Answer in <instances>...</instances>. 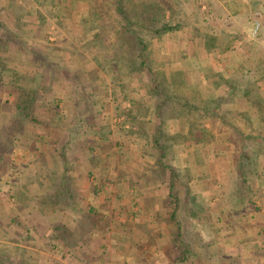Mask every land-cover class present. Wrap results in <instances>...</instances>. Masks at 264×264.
Listing matches in <instances>:
<instances>
[{
  "label": "rangeland",
  "instance_id": "obj_1",
  "mask_svg": "<svg viewBox=\"0 0 264 264\" xmlns=\"http://www.w3.org/2000/svg\"><path fill=\"white\" fill-rule=\"evenodd\" d=\"M52 1L0 0V13L7 18V23L13 30L17 29L16 21L21 16L18 29L25 33L22 39L27 41V48L33 47L34 51H38L40 45H47L49 42V47L55 48L53 52L58 53L54 60L61 65V69L55 72L58 79L55 90L63 99L57 108H52L53 112L65 115L61 121L63 128L73 125L77 116V119L80 118V110L78 112L74 104L77 105L86 98L96 104V114H93L95 116H91L85 123L82 121L83 129L75 128L81 136L78 138V145L74 149L73 145L68 147L67 158L74 163L73 174L76 177V187H72L70 192L75 190L80 197L76 203L67 206L61 203L54 205L51 202L45 208V213L40 212L38 206L57 191L54 182L57 183V172H61L62 167L61 159L54 155L56 146L54 143H37L46 130L34 128L30 130V138L35 141L30 146H17L19 141L14 138L10 147L3 142L0 145V264H137V259H142L141 264H176L175 257L178 253H174L172 260L165 254L161 257L167 261L159 258L156 239L158 231L162 232V229H157L156 225L150 226L152 218L147 214L128 218L131 233H127L129 228L121 222L117 224L120 228L111 229V225L108 228L104 225L103 229L95 231L91 226L92 221L83 217V213L90 208L100 212V216L119 217L120 208L126 207L134 195L130 186L121 183L120 188L117 181L123 176H129L134 181L135 174L132 171L139 172L145 166L144 161L139 164V158L148 151L147 142L145 137L126 138L129 125L122 129L121 124L125 119L124 114L131 109L129 99H138L152 106L156 98L149 94L148 74L141 77L125 76L122 82L124 88H121L122 84L114 85L109 67L102 64L98 68L100 74H103L101 79L92 82L87 72L94 67L89 62L92 59L91 53L96 51L97 44L92 39L96 26L91 28L89 24L82 23L89 19L90 0H73L77 5L74 11L71 10V0H64L62 3L61 0H55L59 2L55 8L49 5ZM170 1L173 11L176 12L172 26L179 27L165 33L159 41L152 40L151 50L156 60L162 63L166 61L164 69H182L187 72L189 87L194 88H186L187 93L192 96L189 97L190 103L203 108L205 115L200 121L215 137L213 144L198 151L199 158L193 153L191 157L189 155V166L194 169V181H189L186 171L189 168L186 162L188 154L176 149L175 159H172L179 175L175 182L180 195L178 221L186 232V240L191 243L192 251L191 258L185 264H237L236 261L231 262L238 255L237 248L227 247L225 243L234 238L238 241V126L256 125L253 118L252 124H248L247 119L238 117V112L241 111L251 113L246 102L238 105V78L244 74V79H248L246 70L252 65V57L264 59V0ZM256 23L260 28L254 35ZM205 36L217 40L215 47L209 52L203 46L207 40ZM107 57H101L102 63ZM19 69L18 74L22 78L36 77L39 73L38 75L46 74L47 81H53L54 74L51 72L40 70L34 74L28 68ZM74 75L78 76L77 80ZM5 77L9 79L10 76ZM37 79L42 80L39 76ZM78 83L82 84L86 95L73 99L74 96L70 94L71 87L78 86ZM233 84H236V88ZM216 85H219L218 90L215 89ZM94 86L96 91L92 90ZM240 86L245 87L241 82ZM0 87L3 88L1 82ZM93 91L95 94H91ZM232 91L236 93L234 99L229 96ZM260 93L264 94V86L260 88ZM198 95L201 96L197 97ZM224 95L227 98L222 101L224 104H221V108L217 109L211 97ZM1 102L6 109H11L15 96L4 92ZM102 105H106V108ZM44 111L46 110L40 109L41 113H45L41 118L49 117ZM150 111L152 118L154 108L151 107ZM170 127L173 129L172 133L184 128L182 124L171 126L170 123L168 133ZM54 133L61 142L70 137L66 131L62 134L55 130ZM102 135L105 137L103 140ZM52 137L47 136L45 141H51ZM96 138L102 147L96 145L94 159L97 162L92 168L87 147L95 146ZM38 147L39 152L45 153L47 157L42 159L40 165L35 164L34 153ZM106 164L111 170L110 173L105 168ZM90 168L93 175L88 179ZM35 169L39 178L36 177ZM51 175L56 180L51 181ZM87 180L95 184L100 180L106 183L103 199L93 195L92 185ZM152 185L159 188L156 193L160 197L167 196L162 191L166 189L165 185ZM139 190L145 192L142 184H139ZM121 193L125 198L119 201L117 196ZM186 202L189 204L188 210ZM74 205L76 208L72 209ZM75 211L79 212L76 214ZM77 221L83 234L78 231L68 239L76 243L82 237L92 236L86 240L85 248H77L83 250L81 253L69 249L64 243L52 242L51 231L55 225H66L72 232ZM166 238L168 240L170 237ZM76 255L88 258L87 263H80ZM22 259L24 262H19Z\"/></svg>",
  "mask_w": 264,
  "mask_h": 264
},
{
  "label": "trees",
  "instance_id": "obj_2",
  "mask_svg": "<svg viewBox=\"0 0 264 264\" xmlns=\"http://www.w3.org/2000/svg\"><path fill=\"white\" fill-rule=\"evenodd\" d=\"M62 1L64 0H61V3ZM58 4L59 2L57 3L53 0L49 5L51 8H55ZM70 4L72 6L71 10L74 11V7L77 6L76 2L71 0ZM88 10L89 19L84 20L82 23L89 24L91 28L96 26L94 29L95 32L92 30V32H94L92 39L95 40L97 44L96 51L91 53L92 59H90L89 62L94 67H92V69L89 68V72H87L90 75V79L92 78V82L95 83L96 80L98 81L101 79L100 77H102L103 74H100L98 68H100L102 64L109 67L112 81L115 83L114 85L117 86L122 84L121 88H124L122 82L125 76L132 77L134 75H140L141 77L142 75L145 76V74H148L150 79L149 86H147L149 87L148 91L156 100L154 105L149 106L138 99H129L131 102V109L127 114H124L125 119L121 124L122 129L129 125L125 134L126 138L145 137L147 142L148 151L141 154L139 158V164L144 161V168L139 172H135V170L132 171L135 174L134 181H131V177L129 176H123V178L119 177L117 181L119 182L118 186H120V188H122L121 183L130 186L134 195L129 199L126 207L122 206L120 208L119 217L100 216V212L98 213L92 208L84 212L83 217L92 221L91 226L95 231L103 229L104 225L107 228L111 225V229L120 228L117 224L121 222L122 225L129 228L130 231L127 233H131L128 218L132 215L138 216L145 213L148 217L152 218V221L149 223L150 226L156 225L157 229H162V232L160 230L158 231L159 234L156 239L158 242H156V248L159 253V258L165 254L168 256L169 260H172L174 253H178L175 257V263L185 264L191 258L190 255H192V251L191 243L186 240V232L180 221H178L177 213L180 207V202L178 203L180 195L176 190L175 182L179 178V175L173 165L172 159H175L176 149H181L188 154L186 155V162L188 166H191V161L189 163V155L191 157L193 154H196L199 158L198 151L201 148H206L213 144L215 137L200 121L205 115L203 108L190 103L189 97L192 96L187 93L186 89L190 86L187 72L182 69H164L166 67V61L162 63L156 60L151 50L152 40L156 39L159 41L163 39L165 33H170L178 29L179 25L172 26V21L176 12L173 11L170 0H139V2L136 0H90L88 2ZM62 15L66 17L65 14ZM18 18L19 20L16 21L17 29L13 30L8 25L7 18L5 19V16L0 13V82L3 87H0V145H3L4 142L10 147L15 139L19 141L17 146H30L31 142L35 141L30 138V130L33 128L46 130L44 131L45 133L43 132V135L38 138L39 141L36 142L39 144L46 142L47 145L54 143L53 145L56 146L54 155H57L58 158L61 159L60 165L62 170L61 172H57V183L54 182V187L57 189L56 193L38 206L39 211L45 213V208L51 202L54 205H59L61 203V205L67 206L70 205V203H76L80 197L75 190L70 192L72 187H76V177L73 174L74 163L67 158V153L69 152L68 147H72L73 145L74 147L72 148L74 149L78 145V138L81 136L77 134L75 128L80 127V129H83L81 126L82 121L85 123L91 116H95L93 114H96L94 110L96 104L90 99L87 100V98L77 105L74 104V108L78 112L80 110V118L77 119L78 116L76 115V121L73 125L69 124L67 128L62 127L61 121H63V116L65 115L61 114V112H53L52 108H57L56 106H59V103H61L63 99V96L55 90V86H57L56 80H58L55 72L61 69V65L54 60V56L57 52H53L55 48H50L49 46L51 44L49 42L47 44L48 46L40 45L38 51H34L33 47L27 48V41L22 39V35H25V33L18 29L21 16ZM205 38L207 40L204 42L203 46L204 49L209 52V50L215 47L214 44L217 40L207 36H205ZM105 56L108 57L105 58L102 63L101 57L104 59ZM250 61L252 65L246 70L248 79H244L246 78L244 74L238 78V105L242 102H246L257 116L254 122H256L257 126L261 127L264 126V102L262 101L260 93V88L264 86V59L261 58L258 60L257 56H254ZM23 67L28 68L29 72H33L34 74H36V71L38 72L40 70L46 73L51 72L54 74L53 81L50 79L47 81L45 78L46 74L38 75L39 73H37L36 77L22 78V75L18 73L20 70L19 68ZM5 75H7V77L10 76L8 77L9 79H7ZM38 76L42 78L41 81L37 79ZM74 78L77 80L78 76L74 75ZM240 82L245 85L244 88L240 86ZM233 86L236 88V84H233ZM189 88L194 89L192 87ZM196 88H198V85H196ZM234 88H231V90ZM96 89L95 86L92 88V90L95 91ZM215 89L218 90L219 85H216ZM83 90L84 87L82 84L78 83V86L71 87L70 94L74 96V99L77 96L86 95V92ZM95 91L91 94H95ZM4 92L15 96V103L11 109H6L1 102ZM234 92L235 91H232L229 94L231 99L236 97V93ZM51 95L53 96L52 100L50 99L52 97ZM200 96L201 95H198L197 97ZM226 98L227 97L224 95V97H211V100L215 102V106H217L218 109L221 108V104H224L222 101ZM102 106L106 108V105ZM151 107L154 108V117L152 118L150 115ZM41 108L46 110L44 112H46V114L48 113L49 117H43L44 119L41 118V115L45 114L40 112ZM198 108L199 111H197ZM249 114V111L246 113L238 112V117L243 116L242 119H247L246 121L248 124H252V119H250ZM119 117L122 118L123 116ZM170 123L171 126L182 124L184 128H182V130L178 129V131L172 133L173 129L170 127L168 133ZM83 126L85 127V125ZM103 128L104 127H102V129ZM102 129L99 131H102ZM261 129L262 128L259 129L258 134L255 136L250 133H244L238 128L237 172L241 178V181L238 183L240 198L248 193L247 185H245L247 179H242V177L249 176L250 174H259V171H261L258 161L260 151L264 150V132L261 131ZM55 130L60 131L62 134L63 131H66L70 137L67 138L65 142H61L60 138L55 135ZM89 130H91V128ZM100 133L96 134L98 135ZM47 136H53L51 141H45ZM103 139H105L104 135L101 136V140ZM95 140V146L87 147V155L89 159L92 160V168L96 166L94 164L97 162V160L94 159L96 156L95 153L97 152L96 145L99 144V146L102 147L99 143V139L96 138ZM251 144L255 145L258 150L255 149L254 146L251 148ZM194 148L195 151H192ZM35 149V164L40 165L42 159H47V157L45 153L39 152V147ZM198 163L201 165L199 161ZM107 164L105 168L108 173H110L111 170L107 167ZM190 166L188 169L186 168V171L189 181H194L195 175H192L194 169ZM37 172L36 170V177L39 178ZM92 175L93 173L90 168L87 175L88 179L91 178ZM50 180L54 181L56 177L51 175ZM86 182L92 185L93 195L103 199V188H105L106 183L104 181L101 182V180V183L99 182L96 184L92 183L90 180ZM155 183L166 186V189L162 191H165L167 196L164 195L160 197L159 193H156L159 188L152 185ZM139 184L143 185V190H145V192L139 190ZM243 190L245 194L241 192ZM123 198H125V196L122 193L117 196V200L119 201ZM186 207L188 210V202H186ZM75 208L74 205L72 209ZM196 208L201 210L199 205H196ZM78 212L79 211H77V213ZM74 220L76 219L74 218ZM79 229L80 226L78 221L72 232L66 225H55L51 231L50 239L52 242L57 241L64 243V246L69 249H74L81 253L83 250H77V248H85L86 240L91 239L92 236L82 237L76 240V243H72L73 241H70L68 238L73 237L75 232L80 231ZM80 233L83 234L81 231ZM97 234L99 233L97 232ZM166 236L170 238L167 240ZM165 238L167 241L164 240ZM68 242L71 245L68 244ZM73 254L74 253H72V255ZM76 256L80 263H87L88 258L85 259V256ZM140 260L142 259H137V264H141ZM162 260L167 261L166 259ZM19 262H24V260H19Z\"/></svg>",
  "mask_w": 264,
  "mask_h": 264
},
{
  "label": "crops",
  "instance_id": "obj_3",
  "mask_svg": "<svg viewBox=\"0 0 264 264\" xmlns=\"http://www.w3.org/2000/svg\"><path fill=\"white\" fill-rule=\"evenodd\" d=\"M261 95L264 102V94ZM250 110V119L255 120L257 116L252 108ZM246 112L241 111V113ZM238 128L244 133L255 136L260 128L264 132V126L260 127L257 124L248 127L238 126ZM253 146L257 149L255 145L251 144V148ZM258 159L261 170L259 174L242 177V179H247L245 185H247L248 193L245 194L244 190L241 191L245 195L240 198L238 192V241L234 238L225 243L227 247L237 248L238 255L231 259V262L236 261L237 264H264V150L260 151ZM240 181L241 178L238 175V183Z\"/></svg>",
  "mask_w": 264,
  "mask_h": 264
},
{
  "label": "built area",
  "instance_id": "obj_4",
  "mask_svg": "<svg viewBox=\"0 0 264 264\" xmlns=\"http://www.w3.org/2000/svg\"><path fill=\"white\" fill-rule=\"evenodd\" d=\"M259 28H260V27H259V24L256 23V27H255L254 35H256V34L258 33Z\"/></svg>",
  "mask_w": 264,
  "mask_h": 264
}]
</instances>
